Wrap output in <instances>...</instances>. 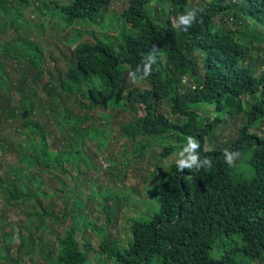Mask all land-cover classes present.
Wrapping results in <instances>:
<instances>
[{
	"label": "trees",
	"instance_id": "trees-1",
	"mask_svg": "<svg viewBox=\"0 0 264 264\" xmlns=\"http://www.w3.org/2000/svg\"><path fill=\"white\" fill-rule=\"evenodd\" d=\"M155 1L165 0H128V6L120 13L121 24H129L138 33L122 35V32L119 44L100 39L81 41L84 33L80 32L79 42L68 59L67 74L57 80L62 93L76 97L82 110L108 106L118 97L126 109L144 106L146 114L137 115L135 121L124 126L126 136L173 139L177 135L193 142L192 161L176 162L166 172L160 210L149 220L132 219L133 241L126 250L113 248L109 237H103L101 229L97 231L91 221L86 229L92 226L93 231L99 232V253L115 264H245V259L264 262V137L250 132L253 124L264 118V99L251 105L246 123L227 149L209 148L207 136H212L223 120L205 115L204 106L200 107L214 106L221 112L233 101H242L246 95L264 90V70L255 76L250 66L255 64L259 71L264 62L251 57V48L239 42L238 32L228 30L227 22H216L220 16L229 14L251 20L261 15L264 24V0H166L170 9L161 22L155 20L160 15L155 18L150 15V5ZM112 2L70 0L62 7V19L69 24L95 21L101 24L105 17L99 19ZM42 51L39 48L37 55L28 58L35 71L39 70ZM44 67L38 75L44 72ZM202 67L205 70L201 71ZM127 70L148 87L133 86L124 97L122 89L129 83ZM13 82L1 79L9 90L14 88ZM24 83L21 81L15 88L20 95L18 103L11 106L13 99L8 96L3 101L5 107L2 105L4 116L22 120L23 127L41 138L39 142L32 140L31 153L21 159L30 165H39L43 159L47 167H63L65 164L54 155L41 125L30 122L37 108L25 96ZM46 87L48 92L53 91L50 83ZM165 100L169 101L172 114L182 122L158 112L159 103ZM25 112L29 114L27 119L23 118ZM241 113L240 107L229 111L231 116ZM65 114L68 135L79 132V127L91 119L88 115L74 117L67 109ZM38 145L41 149L37 152ZM176 149L167 147L162 156L167 157ZM242 154H248L245 168L238 165ZM12 169L17 174L21 171L18 166ZM0 178V187L5 184L14 197L34 200L36 207L42 209L41 215L47 212L40 199L61 194L60 187L52 194L41 190L36 180L37 186L27 191L24 185L12 187L8 180ZM29 180L33 184L34 179ZM52 217L58 220L55 214ZM81 222H88L87 216L79 220L74 217L65 234L56 236L57 248L41 254L44 262L40 264H91V242L86 241L81 248L77 240V231L84 230L79 226ZM33 226L35 231L45 228L44 224ZM33 236L28 231L25 238L29 245L22 241L17 245L15 257L8 251L4 259L11 264L27 259L32 264ZM97 260L106 264L105 259Z\"/></svg>",
	"mask_w": 264,
	"mask_h": 264
},
{
	"label": "rangeland",
	"instance_id": "rangeland-1",
	"mask_svg": "<svg viewBox=\"0 0 264 264\" xmlns=\"http://www.w3.org/2000/svg\"><path fill=\"white\" fill-rule=\"evenodd\" d=\"M68 2L70 0H0V177L8 180L12 187L24 185L27 191L35 188L37 182L41 184V190L49 194L61 188V194L58 193L52 198L47 195L40 199L47 212L41 215L42 209L36 207L34 200L14 197L7 186L1 184L0 264H11L4 257L8 251L15 257L17 245L22 241L29 245L25 238L28 231L34 235L31 263L44 262L41 254L44 250L57 248L56 236L65 234L66 228L73 225L74 217L79 220L85 219V216L88 222L79 224L84 230L77 231L80 247L83 248L86 241L91 242V264H104L103 261L101 263L97 260L99 257L105 259L106 264H115L99 253V232L93 231L92 226L86 229V224L91 221L97 231L101 229V235L109 237L113 248L126 250L133 241L132 219L149 220L160 210L159 199L165 190L166 172L176 162L186 164L192 161L193 142L178 138L177 135L173 139H131L126 136L124 126L135 121L137 115H145L144 106L136 105L135 109H126L118 97L108 106L82 110L76 97L62 93L57 78L67 74L68 59L79 42L80 32L84 33L81 41L100 39L115 45L122 42L123 34L138 33V30L129 24H121L123 21L120 13L128 6V0H113L109 9L100 17L99 21L105 17L101 24L96 21L85 24L65 22L62 19V7ZM192 4L193 1L190 6ZM150 8V15L153 18L160 15L161 17L158 16L155 20L161 22L162 16L170 9V3L166 0L155 1ZM225 16H220L216 22H227V29L238 32L236 38L239 42L251 48V57L259 60L258 62H264V24L260 21L263 17L256 15L255 20H251L244 16L236 17L234 14ZM75 40L78 41L74 42ZM39 48L43 51L40 62L38 60L39 70L35 71L28 64V58L30 55L34 57L33 54L37 55ZM43 66L44 72L38 75ZM250 66L255 76H259L264 70V65L259 71L255 64ZM200 69L205 70L204 67ZM127 76L129 83L122 89L124 97L129 95L133 86L148 87L147 83L128 70ZM2 78L13 79L14 88H6V84L1 83ZM21 81L25 82V96L30 98L37 108L36 113L30 117V122L41 125L50 148L55 151L54 155L65 166L47 167L43 159L39 165L22 161L21 156L31 153L30 149H33L32 140L39 142L41 138L23 127L22 120H13L2 114V105L5 107L3 101L8 96L13 99L11 106L18 103L20 95L16 93L15 88L19 87ZM48 83L53 86V91L48 92ZM245 97L242 101H233L221 112L216 111L214 106H200H204L205 115L218 116L223 120L213 135L207 136L210 149L230 147L237 138L239 128L246 123L251 105L261 98L264 99V90ZM79 101L83 99L80 98ZM239 107L242 110L241 115H229V111ZM66 109L74 117L88 115L91 119L84 127H79V132L68 135L65 130ZM157 109L171 120L182 122V119L172 114L169 101L160 102ZM28 117L29 114L26 119ZM250 132L264 137V118L255 122ZM171 146L177 149L163 157L165 148ZM40 149L41 146L38 145L37 152ZM247 157L248 154L238 157V165L241 168L247 166ZM13 166L21 168L19 174L12 169ZM27 173L29 176H25ZM29 177L34 179L33 184ZM75 208L77 211H73ZM53 214L58 220L52 217ZM35 224H44L45 228L35 231ZM21 232L25 236L21 235ZM238 259L241 260V256ZM244 263L264 264L251 259H245ZM19 264H28L27 259Z\"/></svg>",
	"mask_w": 264,
	"mask_h": 264
},
{
	"label": "water",
	"instance_id": "water-1",
	"mask_svg": "<svg viewBox=\"0 0 264 264\" xmlns=\"http://www.w3.org/2000/svg\"><path fill=\"white\" fill-rule=\"evenodd\" d=\"M27 114H28V112H25L23 118H25L27 116Z\"/></svg>",
	"mask_w": 264,
	"mask_h": 264
}]
</instances>
